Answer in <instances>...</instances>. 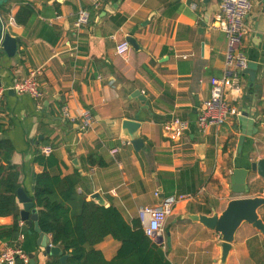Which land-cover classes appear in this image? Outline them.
Returning <instances> with one entry per match:
<instances>
[{"label": "crops", "instance_id": "1", "mask_svg": "<svg viewBox=\"0 0 264 264\" xmlns=\"http://www.w3.org/2000/svg\"><path fill=\"white\" fill-rule=\"evenodd\" d=\"M0 1L5 3L0 14L6 32L20 40L12 58L0 48V89H8L0 104V139L14 146L18 190L32 199L35 176L44 170L35 158L50 145L58 162L54 173L79 172V193L88 201L100 194L129 223L141 220L142 209L182 196L163 241L153 240L170 264H264V234L253 225H240L222 263L221 234L198 220L220 216L232 200L264 197V177L251 170L252 163L264 159V0H252L243 45L250 63L257 65L254 87L249 75L241 74V91L227 96L236 114L205 132L195 122L210 98V80L222 77L225 66L226 37L213 25L219 0H108L99 11L92 9L91 0ZM25 5L34 16L20 25L15 17ZM81 9L92 12V21L77 32ZM256 35L261 36L257 42ZM130 36L141 49L132 48L123 58L117 47ZM32 71L38 72L44 93L40 103L10 90ZM64 107L74 116L91 109L94 127L83 131L69 123L62 116ZM242 112H249L255 123L245 125L251 135L241 146ZM176 118L190 122L178 140L172 138ZM39 136L49 143L42 139L36 145ZM135 137L143 142L139 150ZM90 155L105 165H91ZM238 169L249 172L245 194L233 189ZM17 203L21 212L18 197ZM258 215L264 222V206ZM14 221L13 216L0 217V227ZM142 221L146 227L149 217ZM38 238L29 228L17 246L28 256L38 252L33 264H46ZM120 246L108 237L96 248L112 260Z\"/></svg>", "mask_w": 264, "mask_h": 264}, {"label": "trees", "instance_id": "2", "mask_svg": "<svg viewBox=\"0 0 264 264\" xmlns=\"http://www.w3.org/2000/svg\"><path fill=\"white\" fill-rule=\"evenodd\" d=\"M5 10L1 1L0 12ZM34 16L31 6L25 5L17 13L15 21L26 24ZM48 144L47 138L43 139ZM14 146L10 140L0 139V217L13 216L11 226L0 227V241L11 246L19 245L22 232L17 191L20 188V171L11 162ZM91 165L104 166L90 155ZM4 162L6 165H4ZM35 162L44 167L35 176L33 201L38 209V223L41 231L50 235L52 244L60 246L61 256H48L46 264H170L161 246L149 238L144 231L143 221L127 222L113 206L104 207L88 201L78 191L81 175L79 172L62 177L53 172L57 160L38 151ZM31 231L34 230L31 228ZM108 237L121 246L112 260H106L96 247Z\"/></svg>", "mask_w": 264, "mask_h": 264}, {"label": "built area", "instance_id": "3", "mask_svg": "<svg viewBox=\"0 0 264 264\" xmlns=\"http://www.w3.org/2000/svg\"><path fill=\"white\" fill-rule=\"evenodd\" d=\"M107 1L91 0V7L93 10L99 11ZM219 8V14L213 25L226 37L225 66L222 77H214L210 80V98L204 103V108L195 122L201 132H205L209 127L224 125L232 115L236 114L235 109L230 106L227 96L230 91H241V74L250 64L243 45L248 33L246 20L254 9V3L252 0H219ZM91 21L92 12L90 10H79L75 22L76 31H82L91 24ZM12 22L13 20H11ZM131 49V45L124 41L117 47V54L125 58ZM10 90L19 95H28L38 103L44 98L36 71H32L25 79L16 81ZM6 91L8 89H0V104ZM62 116L69 123L77 124L83 131L91 130L96 122L93 111L89 108H82L74 116L68 107H64ZM171 125L172 138L178 140L189 129L190 122L176 118ZM53 151V147L50 145L41 148V153L47 157ZM117 153V149L111 152L114 157ZM155 195L158 197L159 192H156ZM182 198V196L168 197L162 200L158 207H146L140 211L141 220L144 216L149 217V222L144 227L145 234L149 238L154 240L164 235L165 225L172 215L173 208L178 199ZM0 264H30V258L19 246H11L3 242L0 244Z\"/></svg>", "mask_w": 264, "mask_h": 264}, {"label": "water", "instance_id": "4", "mask_svg": "<svg viewBox=\"0 0 264 264\" xmlns=\"http://www.w3.org/2000/svg\"><path fill=\"white\" fill-rule=\"evenodd\" d=\"M1 3V1H0ZM256 42L261 39L260 35H256ZM19 39L12 37L8 32H6V24L0 14V44L1 48L6 52L7 56L12 58L16 55ZM126 41L131 45L134 50H140V46L135 38L132 36L128 37ZM257 65L250 63L249 67L242 72V74H247L250 77L251 87H254L257 77ZM143 100V99H141ZM240 123L242 124V137L240 138V145L242 146L245 136L251 135L249 132L244 131L246 124L253 125L255 120L251 117L249 112H242L239 117ZM43 139V136H39L36 145H39V141ZM132 142L137 150H139L143 142L140 138L135 137ZM251 170L257 172L259 176L264 177V159L258 162L252 163ZM248 171L243 169H238L235 171L233 182L235 186L233 187L234 192L237 194H245L249 191V187L246 184L248 177ZM17 197L20 204L23 205V210L20 212L19 220L23 223L22 232L27 233L29 228H34V231L39 235L37 244L43 249V255L47 256H61V262L65 263L67 256L63 255L60 246H54L51 239L41 231L38 223V210L35 208V202L28 197L22 190H18ZM92 199L97 204L109 207L100 194H95ZM264 206V197H254V198H238L232 200L227 209L220 215H214L212 217L201 216L198 218L201 223H203L207 228L220 233L223 239L222 242V263L226 261V257L232 247V242L234 241V236L240 225L244 222L253 225L262 234H264V222L260 219L258 215V210ZM157 241L161 243L163 238H158ZM38 254H29L31 264L34 263V258Z\"/></svg>", "mask_w": 264, "mask_h": 264}]
</instances>
